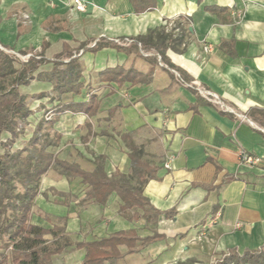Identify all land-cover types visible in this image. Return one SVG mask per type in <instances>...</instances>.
Segmentation results:
<instances>
[{
    "label": "crops",
    "instance_id": "1",
    "mask_svg": "<svg viewBox=\"0 0 264 264\" xmlns=\"http://www.w3.org/2000/svg\"><path fill=\"white\" fill-rule=\"evenodd\" d=\"M83 1L85 14L72 10L71 0H0V47L18 57L42 52L47 60L85 47L79 64L85 85L100 99L97 114L66 113L55 125L60 143L85 142L90 154H74L72 160L81 168H92L94 153L105 156L108 175L127 173L121 135L133 133L134 140L150 136L156 143L152 155L158 170L143 195L154 209L174 213L153 227L159 238L117 264H213L230 250L242 255L264 248V0H152L153 9L141 13L130 0ZM160 30L181 34L182 44L169 45L164 55L186 82L214 93L245 121L198 97L160 65L155 51L144 52L133 41ZM116 39L131 43L116 44ZM98 40L112 46L90 51ZM204 46L212 52H203ZM115 68L137 76L130 74L122 84L104 80V73ZM31 86L51 91L50 85L33 82L21 92ZM87 124L96 136L86 141ZM61 127L68 129L67 136ZM241 152L262 163L241 166ZM118 204L112 194L105 207L92 202L79 206L99 208V225L86 241L130 228L141 238L152 236L143 221L131 224L118 216Z\"/></svg>",
    "mask_w": 264,
    "mask_h": 264
},
{
    "label": "trees",
    "instance_id": "2",
    "mask_svg": "<svg viewBox=\"0 0 264 264\" xmlns=\"http://www.w3.org/2000/svg\"><path fill=\"white\" fill-rule=\"evenodd\" d=\"M130 2L136 13L152 10L154 7L152 0H130ZM133 41L139 43L140 49L144 52L155 51L162 63L177 71L183 81H187L164 55L169 45L182 44L180 33L173 36L171 32L166 33L162 30L150 31ZM136 43L133 45L134 48ZM111 46L98 40L89 50L97 52ZM1 48L0 264H56V258L68 250L83 251V259L77 264H117L126 255L136 254L141 248L159 238L153 227L160 218H171L174 211H158L144 197V187L150 180L156 178L158 165L143 158L141 148L134 140L135 134L125 133L120 137L128 150L127 173L115 171L108 175L104 170L103 155L91 153L92 168L85 170L77 163L59 159L55 152L62 138L61 133L55 129L60 117L70 113L92 118L99 108L100 99L89 91L82 78L78 54L80 50L84 52L85 47H81L75 55L67 54L47 60L40 52L31 54L24 61L10 54L8 48L3 46ZM63 59L68 61L64 62ZM130 74L132 78L137 76L132 71L115 68L104 73L107 76L104 80L122 84ZM148 76L139 79L144 81ZM132 80L135 82V79ZM33 82L50 85L51 93L43 92L33 97L21 92V89L28 88ZM65 95L78 99L63 102L62 98ZM31 97L36 100L47 98L51 106L35 123L25 145L14 148L18 139L24 135L20 125L27 123L32 116L29 106ZM86 127L87 139L96 136L89 130V124ZM48 171H56L67 181L74 179L80 181L84 187V194L77 203L79 206L92 202L105 207L108 198L115 194L119 201L118 216L131 224L143 221V229L151 232L152 236L141 238L136 228H130L93 241H78L67 231L66 217H59L55 223H52L49 217L45 216V222L51 224L49 228L33 224L32 209L40 194L41 179ZM53 191L54 195L66 196L64 193ZM122 248L125 251H122ZM213 264H264V248L242 255L230 250L221 254Z\"/></svg>",
    "mask_w": 264,
    "mask_h": 264
},
{
    "label": "rangeland",
    "instance_id": "3",
    "mask_svg": "<svg viewBox=\"0 0 264 264\" xmlns=\"http://www.w3.org/2000/svg\"><path fill=\"white\" fill-rule=\"evenodd\" d=\"M17 58L21 61H24V56H17ZM25 92L27 95L35 97L38 94L37 92H46V89H38V87L31 86V88L26 89ZM49 93L51 92L49 91ZM63 101L67 102V99H64L63 97ZM29 106L32 111V116L29 118V121H27V123L20 125V128L24 130V135L18 139L14 148L22 147L25 145L26 141L33 131L35 123L41 118L44 111L50 108L51 104L46 98L39 101L35 98L32 99L31 97L29 100ZM65 130L68 129L66 128ZM65 130L62 129V127L60 128V131H62L64 135H66ZM149 138L150 136L147 137V139L136 138L135 142L141 148L143 158L148 161H154L155 156H153L152 154H154L157 150L156 143L150 141ZM158 142L162 144V140H159ZM84 144L85 142H83V140H79L77 143L75 142V144H72V141L65 139L62 143H60L59 147L55 149V152L56 154H58V157L60 159H65L68 162H73L72 160L74 159V154H90L89 149L85 147ZM76 147L78 148V150H80L81 153L77 151ZM14 148H12V150H14ZM125 150L128 152L126 148ZM82 159L84 158L79 156L78 161L81 165L85 164L83 163ZM86 167L90 169L89 165H86ZM63 178L56 171H51L43 177L41 182L42 184L40 186V195L36 198L35 206L32 209L31 222L33 224L49 228L51 224L45 222V214L50 217L49 219L52 223H55L56 219L58 218L57 216L61 215L67 218V227L69 231H71L72 233H74V231H79L77 234L71 233L76 240L81 241L91 239L92 237H89L87 234L91 230L97 229L99 225V222L97 221L99 218V208L90 207L82 209V207L80 208L77 205L76 207H73L72 204L74 202L77 203L79 201L78 199L84 194V187L78 180L68 182L65 178ZM53 190L64 192L66 196L60 197L58 195H54L52 193L54 192ZM73 214L76 215L78 221H75V218H73ZM82 259L83 251L68 250L64 252L60 257L56 258L55 262L56 264H72L77 261L81 262Z\"/></svg>",
    "mask_w": 264,
    "mask_h": 264
},
{
    "label": "built area",
    "instance_id": "4",
    "mask_svg": "<svg viewBox=\"0 0 264 264\" xmlns=\"http://www.w3.org/2000/svg\"><path fill=\"white\" fill-rule=\"evenodd\" d=\"M71 8L72 10H74L77 13L80 14H85L87 12V8H86V3L83 0H71ZM114 43L116 44H128L131 43V40L125 39V40H113ZM97 41L93 42L91 44V47H94ZM203 52L205 53H210L212 52V48L211 46H204L203 47ZM11 53V52H9ZM30 57V55L24 57V60H27ZM158 61L160 63L161 66H163L164 68L168 69L175 77L178 81H180L183 85L191 88L194 90V92L196 93V95L202 99H204L206 102L212 104L213 106L219 108L220 110L224 111V112H228L232 115H234L236 118L245 121V117L237 114L234 110H232L231 108L227 107L214 93L203 89L201 86H199L196 82H185L180 78V75L177 71L168 68L166 65H162L160 62V57H158ZM169 161L168 160L165 164H164V168L168 169L169 168ZM239 162L241 166H249V167H253V166H258L262 163V160L258 157H254L251 155H248L246 153L241 152L239 154ZM236 227H239L238 225H236Z\"/></svg>",
    "mask_w": 264,
    "mask_h": 264
},
{
    "label": "water",
    "instance_id": "5",
    "mask_svg": "<svg viewBox=\"0 0 264 264\" xmlns=\"http://www.w3.org/2000/svg\"><path fill=\"white\" fill-rule=\"evenodd\" d=\"M0 49H2V48L0 47Z\"/></svg>",
    "mask_w": 264,
    "mask_h": 264
}]
</instances>
